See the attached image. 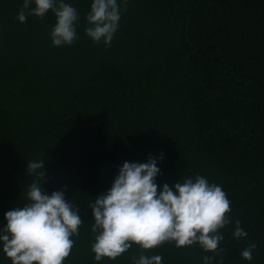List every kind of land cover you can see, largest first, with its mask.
Wrapping results in <instances>:
<instances>
[{"label": "trees", "instance_id": "trees-1", "mask_svg": "<svg viewBox=\"0 0 264 264\" xmlns=\"http://www.w3.org/2000/svg\"><path fill=\"white\" fill-rule=\"evenodd\" d=\"M65 2L78 11L77 39L54 46L51 10L21 23L24 0H0V227L28 202V161L43 160L45 192L65 191L83 221L63 264H132L135 244L95 260L89 204L125 161L152 156L158 191L198 174L227 194L223 264H264V0H127L126 10L117 0L110 46L86 35L93 0ZM236 220L247 238L232 236ZM143 251L162 264L215 255L173 242ZM0 264H12L2 243Z\"/></svg>", "mask_w": 264, "mask_h": 264}, {"label": "clouds", "instance_id": "clouds-1", "mask_svg": "<svg viewBox=\"0 0 264 264\" xmlns=\"http://www.w3.org/2000/svg\"><path fill=\"white\" fill-rule=\"evenodd\" d=\"M32 3L33 0H24L17 16L19 22H26L29 15L43 19L51 10L56 18L50 33L53 45L75 42L79 20L75 7L65 0H34V8ZM126 3L127 0L125 10ZM120 18L117 0H93L86 15V35L96 43L103 41L110 46ZM157 163L152 156L146 163L125 161L111 188L89 204L94 218L91 250L95 260H116L135 244L142 251L138 258L132 257V264H162L161 255L147 256L143 250L173 242L177 248L199 245L203 251L215 253L204 256V264H212L216 256L221 257L219 264H223L227 249L221 247L224 235L220 230L232 224L227 194L221 186L198 174L172 186L165 182L158 191ZM39 169H45L43 160L28 161L27 174L36 176L27 191L28 202L7 211V223L0 227L3 253L12 264H63L73 249L72 237L79 236L83 223L79 208L65 198V191L50 195L45 192L47 174ZM232 236L248 237L239 220L235 221ZM256 248L255 243L249 244L241 256L251 261Z\"/></svg>", "mask_w": 264, "mask_h": 264}]
</instances>
